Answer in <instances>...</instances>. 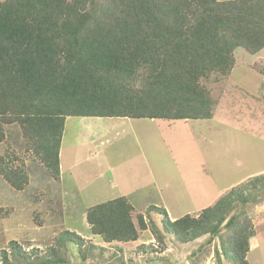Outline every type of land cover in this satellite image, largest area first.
Wrapping results in <instances>:
<instances>
[{
  "label": "trees",
  "instance_id": "obj_1",
  "mask_svg": "<svg viewBox=\"0 0 264 264\" xmlns=\"http://www.w3.org/2000/svg\"><path fill=\"white\" fill-rule=\"evenodd\" d=\"M239 48L264 50V0H3L0 118L21 124L30 149L61 180L67 118L210 120L214 101L202 80L229 75ZM253 67L264 76V59ZM4 161L0 174L24 189L26 174ZM243 185L198 217L171 221L156 206L147 212L163 214V229L180 244L205 235L212 243L229 230V259L248 264L255 230L245 209L235 211L249 201ZM132 211L128 198L118 197L89 208L86 220L105 242H136L148 226L142 217L138 227ZM62 236L81 249L78 234Z\"/></svg>",
  "mask_w": 264,
  "mask_h": 264
},
{
  "label": "rangeland",
  "instance_id": "obj_2",
  "mask_svg": "<svg viewBox=\"0 0 264 264\" xmlns=\"http://www.w3.org/2000/svg\"><path fill=\"white\" fill-rule=\"evenodd\" d=\"M234 55L229 75L202 80L214 101L211 120L67 118L61 180L30 149L21 124L0 118V157L28 177L18 190L0 174V264H232L229 230L212 243L205 235L180 245L163 229V216L147 209L164 208L165 200L176 215L175 205L185 200L197 207L198 217L242 184H248L249 201L237 202L235 211L245 209L255 230L248 264H264V76L253 67L264 50L252 55L239 48ZM150 176L162 191L158 195L147 191ZM121 192L134 202L142 198L131 216L137 226L144 217L148 229L135 243L105 242L86 220L89 208ZM66 231L84 240L80 250L64 241Z\"/></svg>",
  "mask_w": 264,
  "mask_h": 264
},
{
  "label": "crops",
  "instance_id": "obj_3",
  "mask_svg": "<svg viewBox=\"0 0 264 264\" xmlns=\"http://www.w3.org/2000/svg\"><path fill=\"white\" fill-rule=\"evenodd\" d=\"M211 120V119H210ZM64 137V136H63ZM83 140H85V141H88V139H84V138H82ZM63 141V140H62ZM86 143H88V142H86ZM85 143V144H86ZM186 164H187V166L188 167H190L189 166V164H188V162H187V160H186ZM61 175H62V164H61ZM151 177V181H150V185H149V187H148V193L149 194H152V195H158V193H160V192H162L161 190H160V188L158 187V184H157V181H156V179L154 178V176H150ZM117 187H119V185L117 186ZM138 187V189H140V186H137ZM130 195H131V191H127ZM121 195L120 196H118V197H129V199H130V201H131V203L134 205V203L136 202V201H141L142 200V198H139L138 200H136L135 202H134V200H132L131 198H130V196L126 193V192H124V193H120ZM118 197H115V198H118ZM114 198V199H115ZM185 201V200H184ZM183 200L182 201H179V202H177V204L175 205V213H176V215H172V213H171V210H170V208L166 205L167 203H166V201L165 200H163V202H162V204H163V206H164V208H166L167 209V211H168V213H169V215L172 217V218H179V217H182V216H184V215H187V214H194L195 213V209H197V207H193V206H189V205H187L185 202H184ZM216 201V200H215ZM215 201H211L212 203L211 204H214L215 203ZM179 209H183V210H187V212L186 213H182V214H177V213H179L180 211H179Z\"/></svg>",
  "mask_w": 264,
  "mask_h": 264
},
{
  "label": "clouds",
  "instance_id": "obj_4",
  "mask_svg": "<svg viewBox=\"0 0 264 264\" xmlns=\"http://www.w3.org/2000/svg\"><path fill=\"white\" fill-rule=\"evenodd\" d=\"M122 197H123V196H122ZM126 198H127V197H126ZM115 199H116V198H115ZM128 200H129V199H128ZM129 202L131 203L130 200H129ZM131 205L133 206V209H134L135 206H134L132 203H131ZM212 205H213V204H212ZM212 205H211V206H212ZM165 210H166V212L168 213V211H167L166 208H165ZM202 210H203V209H202ZM156 213H158V212H156ZM158 214H159V215H162V216H163V220H164V215H163V214H160V213H158ZM187 215H188V214H187ZM168 216H169V218H170L171 221H175V220L177 219V218H172V217L169 215V213H168ZM184 216H185V215H184ZM155 222H156V221H155ZM156 223H157V226H158V227H159L160 224H161V223L158 224V222H156ZM162 223H163V222H162ZM162 226H163V224H162ZM90 228H91V227H90ZM138 240H139V239H138ZM138 240H137V241H138ZM137 241H136V242H137ZM123 243H124V242H123ZM134 243H135V242H134ZM180 245H184V244H180Z\"/></svg>",
  "mask_w": 264,
  "mask_h": 264
}]
</instances>
